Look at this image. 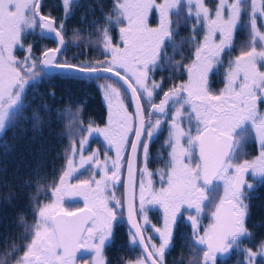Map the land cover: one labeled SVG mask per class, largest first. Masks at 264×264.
<instances>
[{"label": "snow or ice", "instance_id": "snow-or-ice-1", "mask_svg": "<svg viewBox=\"0 0 264 264\" xmlns=\"http://www.w3.org/2000/svg\"><path fill=\"white\" fill-rule=\"evenodd\" d=\"M73 6H79L77 0H61L65 19ZM45 7L43 0H0V133L43 69L103 80L99 89L107 123L80 128L86 135L79 148L73 141L64 168L48 186L49 202L38 201L43 191L38 187L37 196L29 197L34 223L29 226L19 217L27 242L22 248L12 245L5 255L14 264H77L78 252H90L91 264H108L105 247L113 242L114 224L126 211L129 244L140 255L122 264H166L173 226L187 212L194 236L191 249L202 252L199 264H217L218 254L233 250L242 252L240 264H264V239L255 250L241 248L253 237L248 226L253 193L258 184L264 185V0H215L213 6L206 0H112L107 14L98 4L107 27L97 29L103 59L95 63H72L64 57L65 23L45 14ZM181 18L191 22V38L182 43L193 52L189 63L173 65L166 47L178 51L173 41ZM113 28H118L117 41ZM244 28L247 42L232 57L236 33ZM37 29V40L50 35L56 47L29 43L27 37ZM225 57L223 87L213 90L210 75L224 66ZM166 66L173 73L182 70L187 79L165 90L171 77L157 81L154 74ZM40 109L51 111L47 104L39 105L32 116L34 129L43 123ZM164 131L166 159L154 173L149 169L150 146ZM93 134L103 137V159L99 150L85 154ZM250 139L258 145V155L241 159ZM120 189L123 196H117ZM66 200L83 204L68 206ZM147 205L163 210L162 228L146 227L151 223ZM206 208L211 222L201 230ZM80 261L84 264L83 254Z\"/></svg>", "mask_w": 264, "mask_h": 264}, {"label": "trees", "instance_id": "trees-1", "mask_svg": "<svg viewBox=\"0 0 264 264\" xmlns=\"http://www.w3.org/2000/svg\"><path fill=\"white\" fill-rule=\"evenodd\" d=\"M43 3L46 5L45 14L50 12L57 23L62 20L65 23L64 57L69 62L95 63L97 59H103L97 29L107 25L97 5L102 6L103 13L107 14L111 10L110 0H77L79 6L71 8L67 19L59 0H43ZM90 9H95L94 14ZM116 30H111L114 41H117L114 37ZM38 34L37 29V38ZM74 34H78L79 39ZM30 42L35 44L33 39ZM51 47V41L37 40V48ZM102 83L103 80L95 78L42 71L41 76L26 87L21 109L10 114L6 130L0 133V262L3 264H14V258L5 255L12 252V245L22 248L27 242L24 239L26 230L20 226L19 217H25L23 222L29 226L34 223L33 202L29 197L37 196L36 189L41 187L43 191L37 199L48 203L51 196L48 186L64 168L73 141L79 148L81 136L86 135L80 128H86L89 123L102 126L105 115L104 99L99 89ZM42 103L51 111L40 109L43 123L34 129L33 112ZM58 114L63 115L58 119ZM97 144L98 136L93 134L89 137L86 152L97 149ZM249 225L256 227L257 240L264 236V185L258 184L253 193ZM115 253L113 248L110 255H106L114 261Z\"/></svg>", "mask_w": 264, "mask_h": 264}, {"label": "flooded vegetation", "instance_id": "flooded-vegetation-1", "mask_svg": "<svg viewBox=\"0 0 264 264\" xmlns=\"http://www.w3.org/2000/svg\"><path fill=\"white\" fill-rule=\"evenodd\" d=\"M61 3V0H59ZM206 3L209 4V6H213L215 3V0H206ZM112 4V0H110V7ZM183 16V13H182ZM174 23L176 18L173 17ZM60 23V22H58ZM191 22L185 21L183 18L179 21V27L176 29L178 32V35L174 37L173 43L177 46L178 51L174 53L173 48L171 46L166 47V55L169 58H172L173 65H175L176 62L187 64L190 62V58L193 52V48L190 44H184L183 41L189 40L191 38ZM39 31V29H38ZM116 35H114L115 40H118V28L116 30ZM30 39H33L35 41V45L37 47V32L30 36ZM30 39L27 37V40L30 41ZM199 39V37H198ZM248 39V31L246 28L239 29L236 33L235 39H234V50L232 51V57L239 54V51L241 47L247 42ZM54 47V44H53ZM52 48V47H51ZM164 54H162V62H163ZM227 61L228 57H225V63L223 67H219L217 69H214L213 74L210 75V84L213 88V90H218L223 87V81H224V72L227 67ZM165 78L166 80L168 77H171V81L166 85L165 90H167V87L171 86V83H182L187 79L186 74L181 70L177 71L175 73L172 72L171 68L165 67L164 72L157 71L154 74V78L159 81L161 78ZM157 102H159V98H157ZM104 107H105V115H104V122L101 127H104L107 123V107L106 103L104 101ZM167 131H164L162 135H160L159 139L156 140L151 146H150V161H149V169L156 172L157 169L163 167V163L161 162V159H166V153L164 151V148H162V145L164 144V140L167 137ZM98 148L94 149L92 148L87 154H90L93 151L99 150L101 153V159H103V152L105 149V142L103 140V137L98 136ZM86 154V155H87ZM111 155H114V153H110ZM258 155V145L256 144L254 139L248 140L246 144H244L243 149L240 153L241 159L247 158V159H254L255 156ZM126 173V172H125ZM124 173V175H125ZM87 175V173H86ZM250 177V181H251ZM258 179V178H256ZM154 184L158 188L159 187V180L158 177H154ZM138 191V190H137ZM117 196H123V189H120L117 191ZM137 208L139 207L138 197H137ZM148 209V217L150 220V224L146 227L151 229L152 225H155L157 227H163V210L159 208L158 206H146ZM140 217H138V220ZM142 222V221H141ZM188 215H186V212H184L180 217L177 218L176 224L173 226V247L166 252L165 261L166 264H170L172 262L178 263V264H199L200 258H202V252L196 253L193 252L191 249V245L194 243V236L190 234L189 227H188ZM211 222V215L209 210L206 208L205 212L202 214L200 218L201 223V230L206 228L208 224ZM248 226L249 229L253 232L252 239L245 240L242 244L241 248H253V250L256 249V247L259 245V242L264 239V236H259V239H256L255 235V229L256 227H253V225H249L248 220ZM114 240L110 245H106L104 250V256L106 260L108 261V264H122V262H127L130 260H134L140 255L139 249L132 250V245L129 244V236L128 232L130 229L128 228L126 221H125V213L123 216L118 217L117 222L114 224ZM202 234V231H201ZM146 235H153L156 236V242L159 243L158 236L152 232L148 231ZM198 248H203V246L197 245ZM115 249V255H114V261H111L110 250ZM109 254V255H106ZM82 253L77 254V259L80 258ZM195 255L194 259L191 258V256ZM239 256H243L242 252L239 254ZM243 259L238 258V262ZM236 260L235 257H226L221 256L217 258V264H231ZM78 264H81L78 263Z\"/></svg>", "mask_w": 264, "mask_h": 264}, {"label": "rangeland", "instance_id": "rangeland-1", "mask_svg": "<svg viewBox=\"0 0 264 264\" xmlns=\"http://www.w3.org/2000/svg\"><path fill=\"white\" fill-rule=\"evenodd\" d=\"M52 5H53V3H52ZM30 36H31V35H30ZM30 36H28L29 39H30ZM29 43H31V42L29 41ZM16 54H17L18 57L21 55V52H20L19 49L17 50V53H16ZM87 150H88V145H85V153H87V152H86ZM77 162H78V155H77ZM86 167H87V166H86ZM81 171L83 172L84 169H81ZM85 175H86V174H85ZM73 182H75V178H73ZM219 183L221 184V187H220V189H219V194L222 195V193H223L222 182H219ZM77 202H78L80 205L83 204V201H82V200H77V201H69V200H66V201H65V204L68 205V206H71V205H73L74 203H77ZM205 203H207V202H205ZM190 211H193V212H194V210H190ZM186 215H187V212H186ZM187 224H188V227H189V232H190V234H192V236H193V230H192L191 222L188 220ZM240 253H241V251H239V250H233L230 254L226 255V257H231V258L235 257L236 260H233L234 262L231 263V264H240V263L238 262V258H242V257H243V256H239ZM82 254H83L84 257H85L84 264H91L92 253H90V252H84V253H82ZM194 257H195V255L191 256L192 259H194ZM80 262H81V261H80V258H78V259H77V264L80 263Z\"/></svg>", "mask_w": 264, "mask_h": 264}, {"label": "water", "instance_id": "water-1", "mask_svg": "<svg viewBox=\"0 0 264 264\" xmlns=\"http://www.w3.org/2000/svg\"><path fill=\"white\" fill-rule=\"evenodd\" d=\"M44 40H49V41H51L53 44H54V47H56V43H55V41L51 38V36L50 35H48L47 36V38H44ZM44 73H46V74H53V73H56V72H60V71H58V70H55V69H43L42 70ZM60 73H63V72H60ZM63 74H65V73H63ZM66 75H73V76H79V77H85V78H94V77H87V76H83V75H81V74H78V73H70V74H66ZM126 173H125V178H126ZM123 195H124V190H123ZM125 221H126V224H127V226H128V228L129 229H131V225L128 223V220H127V213H126V211H125ZM79 253V252H78ZM77 253V254H78ZM219 257H221V255H217V258H219Z\"/></svg>", "mask_w": 264, "mask_h": 264}]
</instances>
